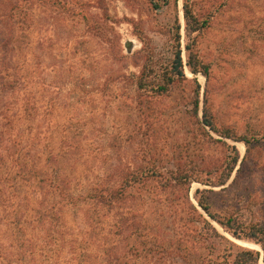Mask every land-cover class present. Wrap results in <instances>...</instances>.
<instances>
[{"label":"rangeland","instance_id":"rangeland-1","mask_svg":"<svg viewBox=\"0 0 264 264\" xmlns=\"http://www.w3.org/2000/svg\"><path fill=\"white\" fill-rule=\"evenodd\" d=\"M194 1L209 19L192 40L208 77L185 66V78L161 91L174 57L171 10L155 11L149 0H34L23 23L21 0H0V264H31L19 248L28 239L32 264L81 256L82 264H185L188 253L191 264H227L209 243L200 246V231L187 230L200 229L196 216L184 228L188 240L178 233L182 196L196 206L197 189L211 190L213 209L236 215L245 229L264 224V140L224 144L202 123L206 102L218 128L264 133V0ZM227 145L239 161L224 185H176L178 175L224 177ZM57 152L68 192L81 198H56L60 232L48 241L37 220L39 166ZM121 185L112 205L86 196ZM196 207L264 264V246L234 238ZM14 213L24 232L11 223Z\"/></svg>","mask_w":264,"mask_h":264},{"label":"trees","instance_id":"trees-1","mask_svg":"<svg viewBox=\"0 0 264 264\" xmlns=\"http://www.w3.org/2000/svg\"><path fill=\"white\" fill-rule=\"evenodd\" d=\"M48 1L50 2L52 0ZM21 2L24 6H22L23 10L21 11L19 20L25 23L27 21V15L29 14L28 12H30L29 9L32 8L34 0H21ZM64 2H66V0H64ZM76 2L78 3L79 1ZM149 4L155 11L165 8L166 10H171L174 13L173 22L170 26L174 57L171 61L170 68L168 69L167 73L164 74L166 76V79L164 80L166 86H160L159 90L165 91L167 89V85L172 84L175 79L185 78V66L193 74L201 73L204 76L208 77V64L198 55H196V53L192 49V40L194 42V38L208 27L209 22L208 18H204L199 15L198 11L196 10L195 1L182 0L181 10L183 25L180 23L178 17V0H149ZM181 31H183V34L186 38L184 49H182L180 43V39L182 36ZM183 51L186 56L185 59L183 58ZM137 88H142V83L140 81L137 82ZM196 92H199L198 87L196 88ZM197 105L198 102L195 103L196 107ZM204 105L205 106L202 113V123L213 132L218 133V135L222 138V141L223 139L240 141L243 142L247 148L252 141L256 144H261V142H263L264 133H255L252 134V136L249 138L237 137L232 128H218L217 124H215V121L213 120L212 114L210 113V111H208L209 109L206 106V102H204ZM223 142L224 144H226L225 141ZM227 146L229 147L230 151L229 156L230 153H232V155L230 160L228 159L226 162L225 168H227V171L224 177L217 179L216 181L212 179L203 181V179H197V177L189 178L185 175H178L176 178V185L181 186L185 182H188L189 179L196 180L210 186L224 185L239 161V153L235 146ZM63 158L65 157L57 152V154L48 157L42 166H39V205L41 207L39 208V210L37 209V220L44 229L43 234L48 241L55 240V235L60 232H54L53 229H55L56 225L59 224L58 219L61 215L60 210H62L64 207L62 201L56 198L59 197L65 200L66 203H74L75 200L81 198L80 196V198L74 197L71 193L68 192V189L70 188V182L65 175H62L60 173L61 170L63 171V166L61 164ZM137 180L134 182H138ZM122 189L123 185H121L119 189L103 188L97 193L88 192L86 196L90 197L91 195L95 194L94 196L98 197V201L101 204L112 205L115 202V198L117 197L118 193ZM211 192L212 191L208 189L195 190L194 197L197 202L196 206H198L209 218L217 221L223 227V229L230 233L234 238L242 240H252L264 246V224L254 225L245 229L243 223L236 215L222 214L221 212L215 211L213 209L212 200L209 196ZM182 199L186 200H183L184 207L180 209L181 214L184 212V215H181V220L184 218L185 221L183 222L184 225H181V227H178L177 229L182 238L185 237V239L188 240L189 236H187L184 228L186 224L191 222L189 221V219L193 216H196L201 225L200 229L193 225V223L191 224L192 228L186 229L193 232H201L198 233L200 238L198 237L197 239V241L200 243V246H205L204 242L209 243L212 249L220 251L221 254L219 256H221L222 262H227V264H259V251L239 244L236 241L231 240L226 236L218 233L217 230L203 217V215L198 211L197 207L189 199H185L184 196H182ZM20 222V216H17V214L14 213L11 223H15L17 229L24 232L23 227L19 226ZM189 226L190 225H188V227ZM202 230L206 233V235L202 232ZM33 242L34 241L32 239H28V241H21L19 247L22 251V260L27 259V263L31 262V264L34 260ZM188 254L189 255H184L182 258L185 264H191V262L195 260V256L193 254ZM83 257L81 256L76 258L75 264H82Z\"/></svg>","mask_w":264,"mask_h":264}]
</instances>
